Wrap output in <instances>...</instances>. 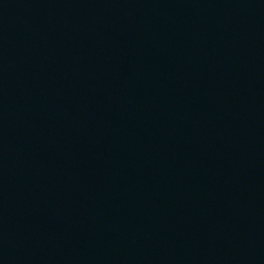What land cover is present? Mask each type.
Listing matches in <instances>:
<instances>
[{
  "label": "water",
  "instance_id": "1",
  "mask_svg": "<svg viewBox=\"0 0 264 264\" xmlns=\"http://www.w3.org/2000/svg\"><path fill=\"white\" fill-rule=\"evenodd\" d=\"M0 264H264V0H0Z\"/></svg>",
  "mask_w": 264,
  "mask_h": 264
}]
</instances>
